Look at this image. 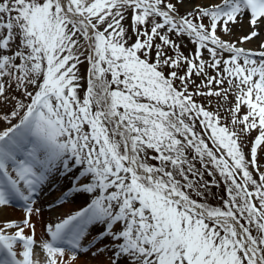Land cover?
<instances>
[{"label": "rangeland", "instance_id": "1", "mask_svg": "<svg viewBox=\"0 0 264 264\" xmlns=\"http://www.w3.org/2000/svg\"><path fill=\"white\" fill-rule=\"evenodd\" d=\"M70 1L69 11L89 15L95 29L93 77L105 72L116 89L108 92L106 83L89 79L85 23L63 18L58 0H0V195L23 213L35 210L12 186L18 178L1 172L28 152L37 159L25 169L29 176L41 166L44 176L69 175L65 200L83 201L60 218L67 243L53 249L74 255L71 246L80 244L87 264H216L229 255L224 264H250L229 225L146 189L149 179L133 165L140 160L136 143L147 153L140 160L145 169L211 215L224 211L203 199L213 198L216 181L224 183L244 216V231L264 256V160L256 157L264 147V58L232 48L237 39L247 40L245 32H234V20H256L259 1L222 0L186 10L188 0H149L176 9L199 34L139 3ZM257 41L264 47V32ZM128 96L141 104L123 103ZM118 115L126 123L121 130L110 121ZM16 139L23 140L17 155L11 151ZM5 240L0 234L11 261ZM37 242L48 264H60L44 241Z\"/></svg>", "mask_w": 264, "mask_h": 264}, {"label": "bare ground", "instance_id": "2", "mask_svg": "<svg viewBox=\"0 0 264 264\" xmlns=\"http://www.w3.org/2000/svg\"><path fill=\"white\" fill-rule=\"evenodd\" d=\"M81 1L89 2L92 0ZM221 1L222 0H188L182 5V8L188 10L201 7L203 5L206 6L210 4H216ZM258 1L259 10L256 20H251L249 23L247 16H242L240 18L238 16L234 20L232 25L235 30L234 32L238 37L246 33L247 40L237 39L235 44H233L234 42L232 43V48H234L236 51H240L251 56L264 58V47H258L257 41L259 39L260 33L264 32V0ZM116 2H132L133 4L139 3L149 8H153L162 17L175 20L180 23L191 34H199L198 31H196V29L180 13L176 11V9L161 7L149 0L108 1L109 4ZM59 4L61 6V15L64 18L66 14H70L67 9L68 0H59ZM88 16L89 15H86L84 18H87ZM89 30L92 31V28L89 27ZM210 40L212 43L216 44V42H213L214 40ZM91 41L92 34L89 35L87 43L90 47H93ZM39 43L41 46H43L42 41H39ZM123 103H129L131 105L141 104V102L135 99L133 96L123 98ZM158 112L160 115L165 116L168 120L175 122L173 116L169 112L163 110H158ZM259 140H264V113L261 122V129L259 132ZM16 141L19 145H12V153L20 151L21 147H23L22 139H16ZM34 156L35 155L31 156L30 154H27V156L23 158L19 157V159H15V161L13 160L12 162L8 160L4 167L5 175L10 176L11 178H18L17 184H13L12 186L17 192H20L22 195L21 197L24 199V203L27 202L28 205L31 202L32 205H34L35 210L32 212V209H28L23 213L21 208L14 206L15 204L13 202H10L4 197L5 193L0 195V234L5 237L7 247L14 254L13 260L9 261L10 257L8 256V253L4 252L5 248L1 246L0 242V264H6V262H9L10 264H48L49 261L52 263L50 257L48 255L46 256L42 250L38 248L37 241L40 240L47 244L51 253H53L56 260L60 264H87L89 258L87 253H84V250H82V246L80 244L78 245L75 243L71 246L76 252L74 255H72L69 251L55 250L52 248L54 246L67 243L66 240H62L61 235V231L67 226V223L61 221L60 218L64 217L68 213L70 207L73 208L74 206L77 208L83 201L74 203L67 201V199L65 200L66 196H68L67 194L71 191V188H68L69 186L67 185L69 182V180L67 181V177H69V175L65 176L63 174H55L56 176H51L49 172L48 175L44 176V170L46 168L45 166H41L42 170H38L36 175L29 176L25 169L30 168L29 166L37 161V159H34ZM256 157L259 162L264 160V147L256 149ZM37 167L38 164L33 168L37 169ZM140 169L143 170L144 173L149 172L146 169ZM84 179V176L81 177L80 182H82ZM34 180L37 181V184L35 185L33 183ZM160 184L163 186L158 185V187L168 197L175 199L185 206L193 208L197 212L207 215L206 211H203L201 206L191 201V199L181 198V196L179 197V195L173 189L164 185L163 183ZM2 186L3 185L0 184V188H2ZM8 190L11 191L10 189ZM38 216L42 218L39 222ZM213 217L216 219L218 218L222 223L235 228V233L237 234L238 238L241 237L240 239L243 241L242 244L244 246L245 256L250 264H264L259 253H254L251 251L249 245H251L252 240L245 234L241 227L242 225L236 219H233L230 215L226 214ZM79 233L80 232L78 231L77 233H72V235L77 236ZM243 236H245V238ZM230 257L231 256L229 255L225 260H229ZM225 260L218 261L216 264H224Z\"/></svg>", "mask_w": 264, "mask_h": 264}, {"label": "trees", "instance_id": "3", "mask_svg": "<svg viewBox=\"0 0 264 264\" xmlns=\"http://www.w3.org/2000/svg\"><path fill=\"white\" fill-rule=\"evenodd\" d=\"M105 57V51H103L101 59H103ZM99 75L110 81L112 88L116 89V80H114L113 77L107 76L105 74V72H102V74L99 72ZM123 121V119H122ZM112 123V122H111ZM123 124L125 125L126 123L123 121ZM143 145H139L134 143V152L136 153V155L138 156V158L142 161V163L145 162V158L147 156V153H145L143 147ZM159 163H161L159 161ZM155 171V170H154ZM134 180L137 182V178H134ZM146 189L149 190L150 192H152L154 195L158 196L161 199H164L165 202L167 203H173L167 199H165L163 196H161L156 189H154L153 186L146 184ZM178 191H180L181 193H185L186 191H181L179 189H176ZM212 192V196L213 198H204L203 200L209 201L210 203L214 204V205H218L220 206L224 212H230L233 213L236 218H238L239 220H241L242 222L245 221L244 216L241 214V212L235 208V206H232L231 200L228 196V192L226 189V186L224 183L220 182V180L216 181L215 184H213V188L211 189Z\"/></svg>", "mask_w": 264, "mask_h": 264}, {"label": "water", "instance_id": "4", "mask_svg": "<svg viewBox=\"0 0 264 264\" xmlns=\"http://www.w3.org/2000/svg\"><path fill=\"white\" fill-rule=\"evenodd\" d=\"M83 19H84V18H83ZM84 20H85V19H84ZM91 67H92V66H91V64H90V66H89V72L91 71ZM166 196H167V195H166Z\"/></svg>", "mask_w": 264, "mask_h": 264}]
</instances>
